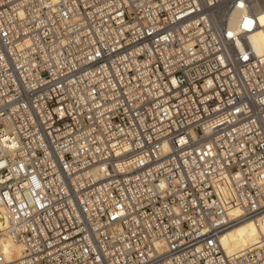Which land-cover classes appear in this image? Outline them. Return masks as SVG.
<instances>
[{"label":"built area","instance_id":"obj_1","mask_svg":"<svg viewBox=\"0 0 264 264\" xmlns=\"http://www.w3.org/2000/svg\"><path fill=\"white\" fill-rule=\"evenodd\" d=\"M256 2L0 0V264H264Z\"/></svg>","mask_w":264,"mask_h":264},{"label":"bare ground","instance_id":"obj_2","mask_svg":"<svg viewBox=\"0 0 264 264\" xmlns=\"http://www.w3.org/2000/svg\"><path fill=\"white\" fill-rule=\"evenodd\" d=\"M254 12L258 19V26L250 34L248 42L257 56L264 57V19H262L264 18V0H257ZM219 192L234 214H237L229 184L220 187ZM11 218L10 213L0 205V255H3L8 263H14L26 255L25 248L8 234ZM262 234H264V226L258 227L255 220H250L225 232L221 236V244L230 256L240 258L256 248Z\"/></svg>","mask_w":264,"mask_h":264},{"label":"snow or ice","instance_id":"obj_3","mask_svg":"<svg viewBox=\"0 0 264 264\" xmlns=\"http://www.w3.org/2000/svg\"><path fill=\"white\" fill-rule=\"evenodd\" d=\"M240 6L243 7V4H241ZM262 19H264V18H262ZM247 23L250 24V23H252V21H248Z\"/></svg>","mask_w":264,"mask_h":264}]
</instances>
